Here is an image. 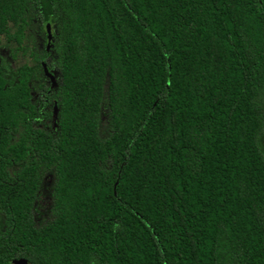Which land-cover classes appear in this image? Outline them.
I'll list each match as a JSON object with an SVG mask.
<instances>
[{"label": "trees", "instance_id": "1", "mask_svg": "<svg viewBox=\"0 0 264 264\" xmlns=\"http://www.w3.org/2000/svg\"><path fill=\"white\" fill-rule=\"evenodd\" d=\"M1 36L0 264H264V0H0Z\"/></svg>", "mask_w": 264, "mask_h": 264}, {"label": "rangeland", "instance_id": "2", "mask_svg": "<svg viewBox=\"0 0 264 264\" xmlns=\"http://www.w3.org/2000/svg\"><path fill=\"white\" fill-rule=\"evenodd\" d=\"M34 26V25H33ZM14 29H12L13 31ZM29 30V29H28ZM26 37L24 39V43H23V46L26 47V48H29L31 49L32 47H34L36 44H37V41H36V36H33L31 34L30 31L26 32ZM0 40L2 42H7V38L6 36H1L0 37ZM11 46H13V44H11ZM6 49V53H9V47L5 48ZM13 49H16V48H13ZM17 64H28V65H32L33 64V58L32 56L28 55V54H25L23 53L21 50L18 52V60H17Z\"/></svg>", "mask_w": 264, "mask_h": 264}, {"label": "water", "instance_id": "3", "mask_svg": "<svg viewBox=\"0 0 264 264\" xmlns=\"http://www.w3.org/2000/svg\"><path fill=\"white\" fill-rule=\"evenodd\" d=\"M47 29H48V33H49V41H51L52 40V32H51V25L50 24L47 25ZM42 64L44 67L45 74L51 79V81L53 82V86H56L57 80H56L55 75L49 71L48 66L45 62H43ZM13 264H30V263L27 259L20 258V259H15L13 261Z\"/></svg>", "mask_w": 264, "mask_h": 264}, {"label": "flooded vegetation", "instance_id": "4", "mask_svg": "<svg viewBox=\"0 0 264 264\" xmlns=\"http://www.w3.org/2000/svg\"><path fill=\"white\" fill-rule=\"evenodd\" d=\"M51 43V44H50ZM52 41L48 43V50L51 49ZM47 76V75H46ZM48 77V76H47ZM51 85H53V82L51 81ZM58 112V111H57ZM55 118V117H54ZM54 125L56 126V123L53 120Z\"/></svg>", "mask_w": 264, "mask_h": 264}]
</instances>
